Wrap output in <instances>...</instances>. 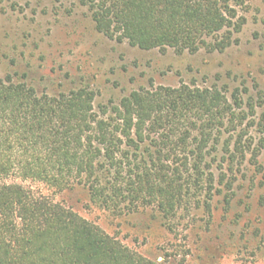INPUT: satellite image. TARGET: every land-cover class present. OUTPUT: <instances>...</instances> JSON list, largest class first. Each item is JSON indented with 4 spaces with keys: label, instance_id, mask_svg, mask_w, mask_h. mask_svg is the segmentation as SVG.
I'll list each match as a JSON object with an SVG mask.
<instances>
[{
    "label": "trees",
    "instance_id": "trees-1",
    "mask_svg": "<svg viewBox=\"0 0 264 264\" xmlns=\"http://www.w3.org/2000/svg\"><path fill=\"white\" fill-rule=\"evenodd\" d=\"M82 3L100 34L143 51L224 53L245 24L244 0ZM228 94L217 86L152 87L97 113L92 90L40 95L25 74L0 70V264H175L139 255L24 184L53 193L83 187L116 217L152 208L174 232L200 192L212 196L208 159L220 151L221 167L227 162L233 172L250 150L243 126L256 107L240 90ZM260 120L264 135V114Z\"/></svg>",
    "mask_w": 264,
    "mask_h": 264
},
{
    "label": "rangeland",
    "instance_id": "rangeland-1",
    "mask_svg": "<svg viewBox=\"0 0 264 264\" xmlns=\"http://www.w3.org/2000/svg\"><path fill=\"white\" fill-rule=\"evenodd\" d=\"M82 1L0 0L2 75L25 74L40 95L87 88L96 95L97 113L152 87L217 86L227 89L229 97L240 90L245 104L256 107L257 114L248 116L243 126L250 150L236 160L233 172H226L231 169L227 162L221 167L220 151L208 159L215 174L212 196L200 192L197 209L179 212L174 232L152 208L116 217L93 205L83 187L53 193L43 185H24L147 259L264 264V135L258 128L264 114V0H244L239 15L245 24L230 49L195 55L172 49L143 51L108 39L96 30Z\"/></svg>",
    "mask_w": 264,
    "mask_h": 264
}]
</instances>
